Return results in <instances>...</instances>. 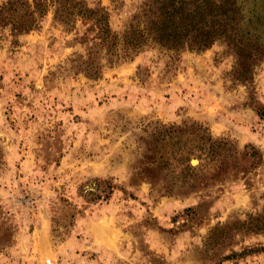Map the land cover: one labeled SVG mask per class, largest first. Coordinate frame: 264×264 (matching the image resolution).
I'll use <instances>...</instances> for the list:
<instances>
[{
  "label": "rangeland",
  "instance_id": "rangeland-1",
  "mask_svg": "<svg viewBox=\"0 0 264 264\" xmlns=\"http://www.w3.org/2000/svg\"><path fill=\"white\" fill-rule=\"evenodd\" d=\"M86 1L118 32L142 0ZM233 8L240 49L102 50L97 77L87 21L0 22V264H264V0Z\"/></svg>",
  "mask_w": 264,
  "mask_h": 264
},
{
  "label": "trees",
  "instance_id": "trees-1",
  "mask_svg": "<svg viewBox=\"0 0 264 264\" xmlns=\"http://www.w3.org/2000/svg\"><path fill=\"white\" fill-rule=\"evenodd\" d=\"M28 7L26 18L15 20L10 13L1 17L4 7L11 9L15 0L0 6V22L10 25V31L23 32L38 26L40 20L52 12V20L66 30L82 24L87 38V58L81 62L88 75L99 76L104 63L119 64L134 55L156 48L161 52H180L184 49L204 50L217 40L226 45L241 43L233 29L236 13L235 0H142L138 11L124 24L121 31H113L109 24L110 13L103 5L90 6L86 0H23ZM3 21V22H2ZM235 30V29H234ZM240 49L239 45L237 46ZM264 247H256V249ZM252 250V248H248Z\"/></svg>",
  "mask_w": 264,
  "mask_h": 264
}]
</instances>
